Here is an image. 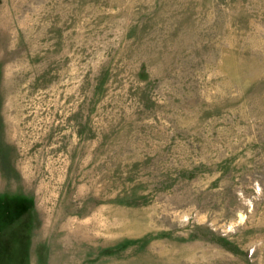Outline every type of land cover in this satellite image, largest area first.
<instances>
[{
    "label": "rangeland",
    "instance_id": "374dc122",
    "mask_svg": "<svg viewBox=\"0 0 264 264\" xmlns=\"http://www.w3.org/2000/svg\"><path fill=\"white\" fill-rule=\"evenodd\" d=\"M0 264H264V0H0Z\"/></svg>",
    "mask_w": 264,
    "mask_h": 264
}]
</instances>
